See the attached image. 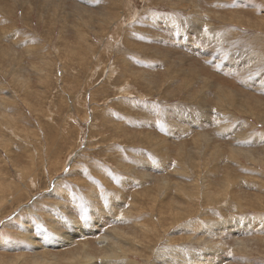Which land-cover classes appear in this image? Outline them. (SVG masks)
Here are the masks:
<instances>
[{
	"label": "rangeland",
	"instance_id": "rangeland-1",
	"mask_svg": "<svg viewBox=\"0 0 264 264\" xmlns=\"http://www.w3.org/2000/svg\"><path fill=\"white\" fill-rule=\"evenodd\" d=\"M0 95L2 263L264 264V0H0Z\"/></svg>",
	"mask_w": 264,
	"mask_h": 264
},
{
	"label": "bare ground",
	"instance_id": "bare-ground-1",
	"mask_svg": "<svg viewBox=\"0 0 264 264\" xmlns=\"http://www.w3.org/2000/svg\"><path fill=\"white\" fill-rule=\"evenodd\" d=\"M170 2V1H169ZM83 14V13H82ZM102 14V13H101ZM91 15H92V13H91ZM115 15V14H114ZM120 15V14H119ZM42 16V15H41ZM81 16V15H80ZM95 17L94 16H89V18H88V21H87V23H89V25H92V24H95L94 22H93V20H95L94 19ZM111 18H112V16H111ZM111 18L110 17H108V16H103V17H98L97 18V27L99 28V29H101L102 31H104L105 30V28L103 27L105 24H109V23H112V20H111ZM114 18V17H113ZM116 18V17H115ZM115 22V21H114ZM262 24V23H261ZM97 32V31H96ZM80 35H81V32H79V37H80ZM92 35V34H91ZM81 38V37H80ZM75 46L74 47H77V44L75 43L74 44ZM81 45H85V46H87V47H89V48H91V49H93L94 48V45L92 44V42H91V40H90V38H88V37H86V36H83L82 38H81V42H79L78 43V47L79 46H81ZM2 53V52H1ZM10 53V52H9ZM8 55H11V53L10 54H8ZM9 57V56H8ZM14 60V59H13ZM86 62H88V61H86ZM212 63V62H211ZM97 66V65H96ZM90 67V66H89ZM6 72V71H5ZM16 80V79H15ZM254 81H255V79H254ZM255 82H257V80L255 81ZM44 86V85H43ZM42 87V86H41ZM263 87V86H262ZM20 88H22V87H20ZM27 88H29V87H27ZM47 89V88H46ZM29 90V89H28ZM34 90V89H33ZM43 90H45V89H43ZM221 90H222V88H221ZM42 91V90H41ZM43 92V91H42ZM31 93V92H30ZM35 95V93L34 92H32L31 93V96L30 97H33ZM224 95L225 96H229V98L231 99L232 97V95H231V92L230 91H225L224 92ZM250 95H252V94H250ZM0 97H1V95H0ZM37 97V96H36ZM242 97V96H241ZM253 99V98H252ZM256 99V98H255ZM34 100H35V98H34ZM249 98H247V99H245L244 100V103H241L239 106L240 107H243V109L241 108V112H244V111H247V113L248 114H251L253 117H256V118H258V119H260V120H264V106H259V104H258V106L257 105H254L253 104V102L251 103V102H249ZM21 101V100H20ZM40 101V100H39ZM251 101V100H250ZM255 101V100H254ZM261 101V100H260ZM263 101V100H262ZM261 101V102H262ZM232 102L234 103V101L232 100ZM229 103V104H227V105H229V106H231L233 103ZM20 104V103H19ZM32 105H33V103H31ZM263 104V103H262ZM41 105L40 104H38V103H35L34 104V107H35V109H41V107H40ZM232 107V106H231ZM42 110V109H41ZM41 110H39V111H41ZM39 113V112H38ZM12 115H10V117H11ZM5 121H7L4 117H2ZM2 119V120H3ZM4 122V121H3ZM7 124H9V122H7ZM220 124V123H219ZM174 126H176V125H174ZM229 127V126H228ZM8 128V127H7ZM5 135L3 134V133H0V141H2L3 143H4V141H5V137H4ZM19 137V136H18ZM43 137V136H42ZM235 137V136H234ZM20 138V137H19ZM138 138V137H137ZM143 138V137H142ZM154 139V138H153ZM156 141V140H155ZM162 141V140H161ZM150 142V141H149ZM209 142V141H208ZM151 143H152V141H151ZM150 143V144H151ZM5 144V143H4ZM156 144V143H155ZM6 145V144H5ZM154 145V144H153ZM209 145V144H208ZM7 146L8 145H6V152H9L8 151V149H7ZM159 147V146H158ZM4 148V147H3ZM218 148V147H217ZM5 150V149H4ZM209 150V149H208ZM227 150V149H226ZM216 151V150H215ZM14 152V151H13ZM12 151L11 152H9V156H13V154H14V156H15V152L13 153ZM187 152V151H186ZM189 152V151H188ZM216 152H218V151H216ZM260 152V151H259ZM224 153V152H223ZM236 153V152H235ZM186 154V153H185ZM215 154V153H214ZM257 154H258V152H257ZM263 154V153H262ZM13 156V157H14ZM163 156V155H162ZM161 156V157H162ZM186 156V155H185ZM239 156V155H238ZM246 156V155H245ZM250 156H251V158L253 159V160H256V158H257V156H255V154L254 153H250ZM216 157H217V155H216ZM9 158V157H8ZM66 158V157H65ZM238 158V157H237ZM236 158V159H237ZM259 158V160L260 161H262L263 162V164H264V157H262V156H260V157H258ZM10 159V158H9ZM12 159V158H11ZM15 159V158H14ZM14 159H12V160H14ZM218 159V158H217ZM10 161V160H9ZM15 161V160H14ZM17 161V160H16ZM3 162V161H2ZM1 163V162H0ZM5 165V164H4ZM66 165V164H65ZM258 166H260L259 164H258ZM69 167V166H68ZM178 167V166H177ZM251 169V168H250ZM222 170V169H221ZM252 170V169H251ZM262 170V169H261ZM0 206L2 205H6V203H11V205L13 206V204L15 203L16 205H19V203L21 204V202H20V200L19 199H21V198H19V197H21L22 195H23V193H24V188H23V183L22 184H17V185H15L14 187H11V184H12V181H10V180H8L9 178L7 177V175H6V170H5V168L3 167V170H1V167H0ZM10 172V171H9ZM9 172H8V174H9ZM47 172V171H46ZM233 172V171H232ZM29 173V172H28ZM235 174V173H234ZM248 174H249V172H248ZM10 175V174H9ZM29 175V174H28ZM233 175V174H232ZM35 176V175H34ZM219 176V175H218ZM234 176V175H233ZM12 177V176H11ZM181 177V176H180ZM245 177V176H244ZM263 178H264V176H262ZM261 179V183H260V185L261 186H264V179ZM28 179H29V177H28ZM239 179H240V176H239ZM163 180H164V178H163ZM165 180H167V179H165ZM169 180V179H168ZM146 181V180H145ZM152 181V180H151ZM227 181H231L230 179H228ZM251 181V180H250ZM143 182V181H142ZM166 183H167V181H165ZM171 182V181H170ZM32 183V182H31ZM169 183V182H168ZM253 183L255 184L256 183V181H253ZM231 184V183H230ZM238 184V183H237ZM235 185V184H234ZM249 186L251 185V182H249V184H248ZM247 185V186H248ZM26 186H27V188H28V184H26ZM170 186V185H169ZM190 186V185H189ZM237 186V185H236ZM235 186V187H236ZM254 186V185H253ZM146 187V186H145ZM204 187V186H203ZM222 187V186H221ZM230 187H231V185H228V188L230 189ZM234 187V188H235ZM250 187H252V186H250ZM164 188V187H163ZM258 188V187H257ZM256 188V189H257ZM173 190V189H172ZM252 190V189H251ZM258 190H259V188H258ZM57 191V190H56ZM60 191V190H59ZM59 191H57V193L59 192ZM62 191V190H61ZM60 191V193H62ZM152 191V190H151ZM169 191V190H168ZM257 192V191H256ZM262 191H260V193H261ZM60 193L58 194L59 196H62V195H60ZM66 193V192H65ZM64 193V194H65ZM200 193V189L198 188V190L195 192V195H200L199 194ZM241 193H242V191H241ZM258 193V192H257ZM256 193V194H257ZM259 193V194H260ZM56 194V193H55ZM63 194V193H62ZM63 194V195H64ZM169 194H170V192H169ZM190 194H191V192H189L188 193V197H190ZM220 194V193H219ZM218 194V195H219ZM227 194H230V193H228L227 192ZM227 194H225L226 196L225 197H227L228 195ZM234 194V193H233ZM243 194V193H242ZM222 195V194H221ZM249 195V194H248ZM253 195H255V193L253 194ZM264 195V194H263ZM161 196V195H160ZM204 198H205V196L207 197L208 196V191H207V189H205V193H204ZM238 197H242V195H237ZM236 196V197H237ZM247 196V195H246ZM252 196V195H251ZM24 197V196H23ZM64 197V196H63ZM216 198L217 196H215V195H209L208 196V198ZM224 197V196H223ZM253 197V196H252ZM19 198V199H18ZM218 198V197H217ZM221 198V197H220ZM17 199V200H16ZM63 199V198H62ZM61 199V200H62ZM206 199V198H205ZM234 199V198H233ZM240 199V198H239ZM252 199H254V198H252ZM26 200V199H25ZM60 200V199H59ZM60 200V202H59V205L61 206L63 203H64V201L65 200H63V201H61ZM222 200V199H221ZM241 200V199H240ZM163 201H164V199H163ZM242 201V200H241ZM252 201V200H251ZM57 202H58V199H57ZM154 202H155V199H154ZM158 202V201H157ZM222 202V201H221ZM220 202V203H221ZM234 202V201H233ZM254 202V201H253ZM180 203V202H179ZM216 203V202H215ZM219 203V204H220ZM247 203H249V201L247 202ZM255 203V202H254ZM254 203H251V204H253L254 205ZM10 205V204H9ZM221 205V204H220ZM64 206V205H63ZM250 207H251V205H249ZM65 207V206H64ZM225 207V206H224ZM224 207H222V208H224ZM226 208H228L227 206H226ZM6 209V208H5ZM221 209V208H220ZM2 210V209H1ZM225 210V209H224ZM227 210V209H226ZM250 210V209H249ZM222 211V210H221ZM205 212V211H204ZM224 212V211H223ZM237 212V211H236ZM206 213V212H205ZM225 214V213H224ZM170 215H171V218L173 219V218H175V217H178V214H177V212H171L170 213ZM228 215V214H227ZM238 216V215H237ZM255 216V215H254ZM101 217V216H100ZM224 217V220H225V215L223 216ZM229 217H231V216H229ZM102 218V217H101ZM188 218V217H187ZM1 219V218H0ZM258 219V218H257ZM218 220V219H217ZM172 221V220H171ZM170 221V222H171ZM183 221V220H182ZM214 222L216 221V220H213ZM253 222H255V221H253ZM217 223V222H216ZM192 224V223H191ZM215 224V223H214ZM105 225V224H104ZM255 225V224H254ZM136 226V225H135ZM182 226V225H181ZM182 228H184V227H182ZM209 229V228H208ZM84 230V229H83ZM208 231V230H207ZM210 231V230H209ZM208 231V232H209ZM83 232V231H82ZM193 233V232H192ZM48 235H50V234H48ZM147 236V235H146ZM153 238V237H152ZM152 238H151V240H152ZM139 240V239H138ZM141 240V239H140ZM257 240V239H256ZM263 240V239H262ZM258 241V240H257ZM143 242V241H142ZM250 242V241H249ZM61 243V242H60ZM59 243V240L58 241H56V244L57 245H59L60 244ZM145 243V242H144ZM255 243V242H254ZM260 243V242H259ZM62 244V243H61ZM60 244V245H61ZM182 244V243H181ZM256 244V243H255ZM252 245V244H251ZM258 245V244H257ZM256 245V246H257ZM260 246V245H259ZM264 246V245H263ZM262 247V246H261ZM112 248V247H111ZM255 248V247H254ZM264 248V247H263ZM256 249H257V247H256ZM262 249V248H261ZM258 252H259V250H258ZM65 253V252H64ZM64 253H61L60 255H62V254H64ZM74 253V254H73ZM69 257H66V259H67V261H72V260H75V259H80V258H82V257H90V255H88L87 253H86V251L85 250H82V251H78V250H76V251H74ZM163 255H164V253H162ZM112 256V255H111ZM45 257V256H44ZM165 257V256H164ZM167 258V257H166ZM19 259H24V258H19ZM37 259L38 258H34V262L37 264L38 263V261H37ZM42 261H44L45 262V260H44V258H42L41 259ZM255 260V259H254ZM18 262V261H17ZM22 262V261H21ZM161 262V261H160ZM7 263V262H6ZM29 263V262H28ZM32 263V262H31ZM0 264H4V263H2V261H0ZM9 264H13V263H9ZM24 264V263H23ZM133 264V263H132Z\"/></svg>",
	"mask_w": 264,
	"mask_h": 264
}]
</instances>
